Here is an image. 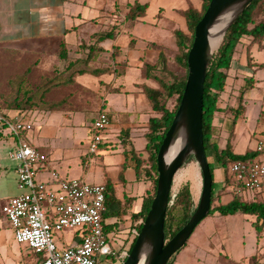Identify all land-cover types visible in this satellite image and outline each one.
I'll use <instances>...</instances> for the list:
<instances>
[{
    "label": "crops",
    "instance_id": "obj_1",
    "mask_svg": "<svg viewBox=\"0 0 264 264\" xmlns=\"http://www.w3.org/2000/svg\"><path fill=\"white\" fill-rule=\"evenodd\" d=\"M187 8L180 9L181 17H174L177 27H173V31H186L182 12ZM121 16L126 20V14L112 0H0V67L2 69L4 64V70H7L9 63H29L27 67H20L22 74L11 78L7 73L1 75L0 71V112L10 118L19 115L17 111L8 109L7 105L15 95L14 82L27 70L28 79L38 85L33 88V91H37L34 110L22 114L32 124V131L24 138L44 153L47 159L44 165L37 167L36 181L53 189L59 186L54 182V176L63 181L80 179L93 185L111 184L122 215L107 222L118 220L115 237L129 234L132 238L134 225L142 221L133 222L130 217L140 212L146 192L151 188L150 182L137 179L134 156L146 158L148 122L160 116L146 95V89L157 91L159 86L148 77L149 73L146 76L143 66H152L157 62L160 51L155 46H159L171 69V63L175 65V44L173 31L170 32L172 46L142 37L124 38L119 28ZM109 30H113L114 37L98 44L104 51L94 61L89 62L87 67L81 64L72 71L66 70L65 63L57 56L62 40L72 60L85 59L87 52L82 49L83 45L90 44L94 35ZM110 40L111 45H107ZM168 51H172V57ZM251 64L258 63L251 61ZM81 68H107L108 72L100 75L80 74L73 78L72 84H64L69 81L71 72ZM254 70L255 67H252L251 71ZM56 83L59 85L56 86ZM47 85L51 88L43 96L41 92ZM224 96L225 92L221 94V99ZM171 99L161 96L157 100L158 105L169 108ZM244 102L245 112L241 119L245 117L248 103L245 99ZM87 106L91 111L86 109ZM98 108L99 112L104 110L109 113L111 124L103 133L98 156L94 157L88 156L87 145L89 127L98 114ZM220 108L222 112L225 105ZM84 112L92 116L88 118ZM34 118L36 125L31 121ZM2 131L0 125V144H3L4 138L10 137ZM233 139L231 143H234ZM10 140L6 144L9 153L16 146V139ZM257 145L251 150H256ZM256 159L264 163V153ZM90 160L93 161L91 167ZM8 174L0 172V179L6 180ZM14 176L16 178V166ZM20 193L22 191L18 186L15 187L5 205L0 207V222L10 230L5 208L8 200ZM126 220L130 221L129 226L121 228ZM57 244L60 247L65 245L63 242ZM7 253L12 255L11 259ZM255 255L261 259L260 262H264V253ZM38 261L39 257L27 246L15 241L13 232L0 233V264H38Z\"/></svg>",
    "mask_w": 264,
    "mask_h": 264
},
{
    "label": "trees",
    "instance_id": "obj_2",
    "mask_svg": "<svg viewBox=\"0 0 264 264\" xmlns=\"http://www.w3.org/2000/svg\"><path fill=\"white\" fill-rule=\"evenodd\" d=\"M199 8L193 7L191 4L186 10L182 12L186 31L174 30L172 33L173 41L175 44V65L184 71V74L178 75L173 73L167 64V59L162 52V48L155 46L158 49L159 55L157 62L150 66L145 64L143 66L146 76L150 74L159 86V90L152 91L146 89L148 100L152 104L154 110L160 113L159 117L151 118L148 122V131L145 135L147 145L145 147L146 158L140 159L134 156L136 163L135 171L137 179H143L151 183V188L147 190L146 196L143 199L140 212L131 215V220L137 222L138 220L144 221L152 200L155 196L157 185V166L156 157L159 147L163 138L169 129L175 112L178 108L185 82L187 79V55L191 48L194 29L197 23L203 17L210 0H199ZM147 4H133L126 13V20L136 21L145 15ZM114 37L113 30L98 33L92 37V41L88 45H83L86 50L85 59L72 60L69 57L66 43L64 40L59 45L58 59L65 63V68L72 71L78 65L87 67L89 62L94 61L104 50L98 47L101 42L112 39ZM245 37L251 38L253 43L261 46L264 41V0H253L242 13L233 21L227 29L218 51L213 55L207 71L204 94H203V112H202V134L205 154L209 163L210 172L212 175V193H211V208L209 215L218 213L220 216L235 215L241 213L253 218L252 226L255 229L257 238H261L264 232V200L255 199L253 201H243L237 193L232 192L234 195L232 199L226 203L221 204V199L226 191L234 186V182L229 178V167L234 162H249L257 158L258 155L263 153V150L247 149L243 154H236L231 145V136L236 123L244 115L245 102L244 96L247 91H250L254 86L252 78L245 79L243 88L238 97V105L236 108H225L232 113L231 119V135L226 140L224 147H221L214 139L216 133L215 119L216 115L221 112V94L225 91L228 85L229 71L235 67L237 47L241 44L242 39ZM250 64V63H248ZM258 66L264 67V64ZM108 72L107 68L103 69H88L81 68L71 72L68 82L64 84H72L73 78L80 74L90 73L93 75H100L101 73ZM163 75H161V74ZM28 71L23 76L19 77L15 82V95L7 105L8 109L15 110L19 114L31 112L34 110V100L37 91L29 88V79L27 77ZM166 79V81L164 80ZM58 86L59 84H55ZM51 87L42 90L41 94L49 91ZM166 96L167 98H175V105L172 109L165 106L158 105V98ZM42 96H40L41 98ZM53 108V107H52ZM223 170L224 178L221 184L214 180V173L216 170ZM105 211L102 213V227L105 234H110L118 231V220L108 223V219H119L122 212L118 209V202L113 195L111 184L107 183L105 186ZM214 203H217L214 206ZM192 204V193L188 183L182 185L177 191L173 204L168 208L165 223L164 233L166 241L170 240L188 221L191 214L194 212ZM141 229V224L134 225V235L131 238L127 250L120 248L119 252L126 251L127 254L132 249L136 240V235ZM35 254V253H34ZM39 256L38 254H35ZM126 258L121 260L124 262ZM108 264H116V258H109ZM261 259L257 255H253L248 259V264H264L260 262ZM170 264V261H169Z\"/></svg>",
    "mask_w": 264,
    "mask_h": 264
},
{
    "label": "rangeland",
    "instance_id": "obj_3",
    "mask_svg": "<svg viewBox=\"0 0 264 264\" xmlns=\"http://www.w3.org/2000/svg\"><path fill=\"white\" fill-rule=\"evenodd\" d=\"M112 2L124 14L128 12L126 8L133 4H147L145 15L137 21L124 20L121 16L119 19V28L124 38L131 37L138 39L142 37L146 40L157 43L163 42L171 46L173 45V41H171L170 32L173 31V27H177L176 22H174V17L180 15L181 8L188 7V2L196 8L200 5L199 0H112ZM182 27L185 29L183 24ZM107 45H111V40ZM173 51H176V49L174 48ZM168 52L172 57V51ZM235 59V67L229 75L228 90L225 89L226 91H224L225 96L224 99H221L220 107L224 105L225 108L237 107L238 97L245 79H254L255 85L244 96V99L248 102L245 117L239 119L236 123L233 130L235 133L232 131L231 138H234V143H231L233 145L232 148L234 153L241 154L247 148L250 150L254 149L259 141L264 142V67L258 66L260 63H264V41L259 46L257 43H253L251 38H243L241 44L237 47ZM251 61L258 64L252 65ZM24 64L9 63L7 70H4L5 65L2 64V69L0 67L1 75L7 73L10 78L14 75H20L22 74L20 67L22 69L29 66V63ZM171 67L174 68L173 70L169 68L173 73H177L178 75L184 74V71L173 63H171ZM252 67H255L254 71H251ZM164 80L166 81V79ZM53 82L55 81L51 83ZM36 85L38 83L34 84L29 79V88L33 90ZM174 105L175 98L173 97L170 101L169 108L172 109ZM86 109L91 111L90 106H87ZM99 110L100 108H98L97 113ZM84 113L88 118L92 116L91 113ZM231 119L232 113L226 109L216 115V133L214 139L221 147H224L226 140L228 141L232 133ZM31 121L34 125L37 124L36 118L31 119ZM2 133L6 135L4 131ZM10 138H4L3 144H0V172H4L5 174L9 173L6 180L0 179L1 208L5 205L6 199L11 196L12 190L17 187V176L16 178L14 176V167L17 166V163L9 159V147L6 145L11 141ZM96 156L98 155H94V157ZM90 162L91 167L93 161L90 160ZM223 178V170H216L214 173L215 182L221 184ZM186 183L190 185L192 209H195L201 195L202 179L199 168L193 158H190L176 175L172 193H177L180 187ZM232 192V188L229 187L221 199V204H226L232 199L234 195ZM237 194L243 201H253L255 199L264 200V193L261 192L240 190ZM216 205L217 203H214V206ZM252 221L253 218L251 216L241 213L228 216H220L218 213H214L206 216L194 229L184 247L173 256L170 264H248V259L251 256L259 252L264 253V232L261 238L258 239L255 229L252 226ZM129 224L130 221L126 220L122 223L121 228H127ZM0 233L12 234V231L0 222ZM118 236L114 240L116 249L119 250L122 248L127 250L131 237H129V234H123V237L122 235ZM74 239L77 241L80 240V233H75L74 231L64 233L54 232V240L56 243L63 242L67 246ZM7 256L10 259L12 258V255L9 253H7ZM38 257L41 258L40 256ZM108 259L101 257L100 261L103 264H108ZM116 264L122 263L119 261Z\"/></svg>",
    "mask_w": 264,
    "mask_h": 264
},
{
    "label": "built area",
    "instance_id": "obj_4",
    "mask_svg": "<svg viewBox=\"0 0 264 264\" xmlns=\"http://www.w3.org/2000/svg\"><path fill=\"white\" fill-rule=\"evenodd\" d=\"M24 114V113H23ZM111 117L101 110L89 127L88 156L98 153L104 131ZM0 125L6 135L16 139L15 149L8 156L17 163V186L22 193L11 197L5 216L17 243L38 254V264H103L101 257L126 258L127 252L115 247V234H105L101 215L105 211V186L84 180H60L54 176L58 189L38 183L35 172L47 161L44 153L24 138L32 131V124L22 114L10 118L0 112ZM264 149L259 142L256 150ZM229 178L235 183L232 190L264 193V163L257 159L234 162L229 167ZM80 233V240L58 246L54 232ZM74 234V233H73ZM73 242V243H72Z\"/></svg>",
    "mask_w": 264,
    "mask_h": 264
},
{
    "label": "water",
    "instance_id": "obj_5",
    "mask_svg": "<svg viewBox=\"0 0 264 264\" xmlns=\"http://www.w3.org/2000/svg\"><path fill=\"white\" fill-rule=\"evenodd\" d=\"M253 0H210V3L194 29V37L187 55V79L172 123L159 147L157 185L155 196L141 229L122 264H168L186 244L197 225L209 214L211 208L212 175L205 154L202 134L204 83L210 61L218 51L223 37L242 11ZM233 17L224 28L215 51L210 49L209 37L212 26L226 13ZM181 142V148L172 160L171 151ZM193 158L201 174V195L197 207L184 226L168 241L164 223L168 208L176 193L172 187L176 175L187 161Z\"/></svg>",
    "mask_w": 264,
    "mask_h": 264
},
{
    "label": "bare ground",
    "instance_id": "obj_6",
    "mask_svg": "<svg viewBox=\"0 0 264 264\" xmlns=\"http://www.w3.org/2000/svg\"><path fill=\"white\" fill-rule=\"evenodd\" d=\"M234 11L232 13H226L224 14L221 18H219L216 23L212 26L211 32H210V37H209V44H210V49L213 51L215 48L218 47L222 33L224 31L225 26L229 22V20L233 17ZM181 142H178L174 149L171 151L170 158L169 160H172L178 150L181 148Z\"/></svg>",
    "mask_w": 264,
    "mask_h": 264
}]
</instances>
